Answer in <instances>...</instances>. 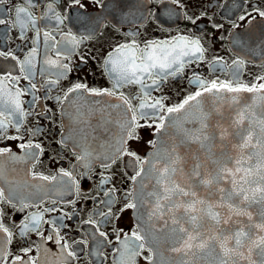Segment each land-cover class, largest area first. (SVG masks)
<instances>
[{"label":"snow or ice","instance_id":"obj_1","mask_svg":"<svg viewBox=\"0 0 264 264\" xmlns=\"http://www.w3.org/2000/svg\"><path fill=\"white\" fill-rule=\"evenodd\" d=\"M9 2L0 0V5ZM11 2L7 12L0 9V25L8 30L18 27L19 38L30 40L32 46L21 58L15 49L0 45V60L14 62L11 70L0 71V142L14 141L19 150L18 154L9 146L0 147V179L5 178V162H17L30 165L26 174L34 183L20 185L9 180L7 191L0 187V205L24 213L19 222L9 226L5 223L8 213L0 207V264H76L84 251L80 245L90 247L89 240L96 245L95 254L107 259L103 249L113 241L104 229L129 209L136 215V226L131 232L112 228L116 244L112 264H136L144 251L148 252L144 257L147 264H156L164 253L163 264H264V75L251 83L242 82L238 73L244 59L238 57L225 65L222 57H215L210 65L234 69V79L207 80L193 72L190 82L196 90L169 104L167 96L153 93L160 92L169 78L175 79L187 66L204 62L208 49L194 33L163 39L137 37L139 25L149 20L165 29L167 22L159 10H152L151 3L163 6L167 2L179 9L185 5L181 0H132V11L125 13L122 0H90L101 11L112 4L108 15L114 19L109 23L116 32L133 16L137 30L125 32L123 42L115 43L103 55L101 69L111 87H90L77 80L62 88V95L52 97L62 112L66 103L73 105L71 120L79 135L62 134L57 143L68 147L71 141L74 159L69 167L59 166L46 175L36 171L45 149L34 139L40 129L25 127L31 113L22 99L33 94V105L39 99L33 81L41 43L42 63L47 66L40 70L41 75L56 70L41 85L47 100V92L69 78L79 46L96 37V24L107 25L99 17L81 12L87 7L82 0H66L63 12L56 10L57 0ZM248 2L243 0L240 5L245 11L238 20L251 24L257 17L264 18V9L252 5L248 11ZM73 10L78 13L75 17ZM8 13H13L11 19ZM177 15L175 8L167 9L169 18ZM185 19L196 25L200 17L185 14ZM68 21L80 24L85 32L64 31ZM240 26L231 22L232 29ZM213 27L222 29L224 25ZM78 59L88 63L85 55ZM20 80L28 81V87H18ZM126 88L136 91L126 92ZM10 129H15V134H9ZM142 130H151L153 135L147 141L151 151L143 156L136 148L143 140ZM121 162L133 169L132 175L124 173L132 187L123 192V206L115 208L120 190L107 185L112 182L113 167ZM97 165L103 169L97 174V195L84 197L96 202L83 221L93 232L88 239L70 241L62 230L69 228L64 221L72 219L77 201L63 196L84 195L83 184L93 180ZM101 191L106 199L98 200ZM46 199L51 200V207H41ZM58 203L71 205L73 211L58 209ZM33 207L37 211H26ZM57 211L59 216L46 218ZM33 235L38 239L32 240ZM17 242L20 246L13 251ZM49 242L56 252L46 247Z\"/></svg>","mask_w":264,"mask_h":264},{"label":"flooded vegetation","instance_id":"obj_2","mask_svg":"<svg viewBox=\"0 0 264 264\" xmlns=\"http://www.w3.org/2000/svg\"><path fill=\"white\" fill-rule=\"evenodd\" d=\"M87 7L81 12H86L92 18L99 17L107 27H102L96 24L98 28V33L96 37L90 40H85L78 48L77 55L72 57V68L73 71L69 74V78L61 82L59 86L52 88L47 92L49 99H45V88L41 87L46 79L49 78V73H54L55 69H49L41 75V69L47 66L43 65V44L41 43V53L37 58V75L34 78V83L37 85L38 91L34 93L35 96L39 97L35 104L32 103L33 94L25 95L22 97L24 101V108L31 114L27 116L24 121L25 127L27 128H38L40 133L34 139L36 142L42 144L45 149V155L41 156L40 163L36 167V171L43 172L46 175L55 172L56 168L59 166L69 167V161L74 158L71 156V141L68 147H61L58 145L57 141L61 139L63 135H72L77 137L79 135L78 126L75 125L71 120V115L74 114L75 109L72 104H65V111H61V106L57 104L55 97L57 95H62V88H66L70 83L74 81H80L88 84L90 87H111L108 78L103 75L101 69V63L103 60V55L111 50L117 42H123V37L125 32H132L137 30L138 22L136 24L132 23L135 20V16L131 17L128 23H123L121 25L120 31L116 32L112 24L109 23L113 20V16L108 15L111 10L112 4L109 2V8L105 11H101L96 6L90 3V0H82ZM185 5L183 9L177 8L171 3H165V5H160L158 3H151L150 6L153 11L159 10L162 20H165V29L158 27L154 21L149 20L143 25H139V36L138 39H163L170 35H177L178 33L184 34H195L202 38V43L208 49L206 53V59L204 62L198 64L187 66L184 72L177 76L175 79L169 78V80L163 85L160 92H154L153 95H164L167 96V103H178L184 96L190 92L196 90L195 86L190 82L193 76V72L198 73L202 78L207 80L215 79L219 77L221 80H233L234 69L228 68L226 66L221 67L220 65H210V62L215 57H222L225 65H231L232 61L242 58L246 63L241 67L238 76L240 81L251 83L256 77L264 75V18L257 17L256 20L252 21L251 24L247 22H240L238 20L239 15L243 14L245 7H241L243 0H181ZM16 4L20 3V0H15ZM132 0H122V8L124 12L132 11ZM252 5H258L264 9V0H249L246 5L248 11L251 10ZM66 6V0H57L56 10L63 12ZM12 7V2L7 5H0V9L7 12L9 8ZM175 8L178 15L169 18L167 16V9ZM14 11V10H13ZM206 13V15H201ZM3 14V13H0ZM40 10L37 9V17H39ZM77 11L73 10L71 15L75 17ZM185 14L187 16H192L193 18L199 16L200 19L197 20L196 25L191 24L187 19H185ZM11 19L13 13H8ZM231 22H236L241 24L240 27L232 29ZM213 24H223L222 29H216ZM69 28L74 33L82 34L85 32V28L80 24L74 23L72 21L66 22L64 26V31H68ZM6 33V37L5 34ZM30 38L32 33H27ZM239 41V43H237ZM0 45L6 46L7 48L15 49L17 55L23 58L27 53L28 48L32 45L29 41H25L19 38V28L13 27L8 30L5 26L0 25ZM53 53H50L52 55ZM85 55L88 59L87 64H83L79 61L78 56ZM14 62L0 60V71L11 70ZM213 68L215 69L213 71ZM19 75L17 71L15 73ZM18 87L27 88L28 81L20 80ZM126 92H134V88L124 89ZM89 100L93 99H104L100 97H88ZM41 101V108L37 106L38 102ZM113 102V101H110ZM51 111L47 112L46 110ZM9 134H15V129H10ZM141 136L143 140L141 143L136 145L137 150L140 155H145L146 151L150 148L147 144L149 139L153 138L151 130H142ZM9 146L14 152L19 154V150L16 147V142L14 141H3L0 142V147ZM64 157V159H62ZM30 165L17 162H5L6 174L4 179H0V187H5L6 191L10 187L8 181L15 180L17 184L22 185L25 181H31V177L26 174V169ZM16 169V171H12ZM78 172L83 171V169H78ZM103 171L97 165L94 169L93 180L83 184V193L81 197H76L71 194H65L63 196L64 200L75 199L77 201L75 205V214L72 219H66L64 222L69 225V228L63 229L62 232L66 234V238L70 241L88 239L90 234L93 232L91 226L84 224L83 221L88 219L90 214L96 208V202L90 199L84 198L87 195H97L96 185L99 181L98 173ZM127 172L128 175L133 174V169L131 167H125L124 163L121 162L117 166H114L111 175L112 182L107 185V187H112L113 185L119 189L117 192V203L115 208H120L123 206V192L127 191L132 187L131 182L127 179L124 173ZM53 198L55 194H52ZM98 200L106 199L103 196L102 191L99 192L97 196ZM51 200L46 199L45 203L41 207H51ZM6 209L8 213V218L5 219V223L11 226L13 222H19L24 213H19L16 209L8 205H0ZM55 207L62 208L64 212H72L73 207L71 205L64 206L57 204ZM26 211L35 212L37 208H29ZM61 213L59 211L46 214V218H53L59 216ZM136 226L134 220L133 210L129 209L120 215L119 220H113L106 229L110 233V238L113 241L112 245L106 246L103 251L108 257L104 259L95 254L96 245L89 240L90 247H85L80 245L84 251L80 254L79 261L76 264H112V248L116 246L115 244V234L112 232V228L116 227L123 229L125 232H131V230ZM47 226H45L46 228ZM32 240L38 239L35 235L31 237ZM20 246V242L13 245V251H15ZM46 247H48L51 252H56L57 248L52 243L49 242ZM35 254V253H33ZM148 255L147 251H144L141 256L136 258V264H147L144 259Z\"/></svg>","mask_w":264,"mask_h":264},{"label":"water","instance_id":"obj_3","mask_svg":"<svg viewBox=\"0 0 264 264\" xmlns=\"http://www.w3.org/2000/svg\"><path fill=\"white\" fill-rule=\"evenodd\" d=\"M150 151H151V149L148 150L147 153L150 152ZM253 210L255 211V209H253ZM161 251H163V249H161ZM166 257H167V253H164L162 257H158V258H157V261H156V264H163V260H164ZM254 258H256V257L254 256Z\"/></svg>","mask_w":264,"mask_h":264}]
</instances>
